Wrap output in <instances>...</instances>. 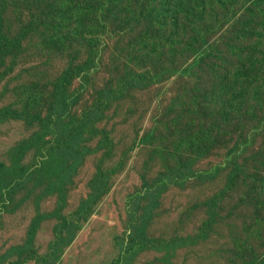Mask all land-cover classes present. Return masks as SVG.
Instances as JSON below:
<instances>
[{"label":"rangeland","instance_id":"rangeland-1","mask_svg":"<svg viewBox=\"0 0 264 264\" xmlns=\"http://www.w3.org/2000/svg\"><path fill=\"white\" fill-rule=\"evenodd\" d=\"M145 3L157 28L34 33L0 57V179L22 173L0 192V264H264V105L253 119L244 92L264 84V0ZM161 29L184 47L152 48Z\"/></svg>","mask_w":264,"mask_h":264},{"label":"trees","instance_id":"trees-1","mask_svg":"<svg viewBox=\"0 0 264 264\" xmlns=\"http://www.w3.org/2000/svg\"><path fill=\"white\" fill-rule=\"evenodd\" d=\"M59 3L58 6L54 4L47 7L46 0H11L9 3H4L0 8V57L6 56V51L12 52V59L15 58V53L19 50H23L27 47L28 37H33L34 33L37 35L38 41L41 40L44 44L46 42L51 43L52 45H57L59 43H66L69 46H72L71 38H74L78 41L90 42L93 39L94 34L93 30L98 29L99 27L108 29L111 25L117 26L118 20L126 23V27L136 25L132 23L135 20V16L138 19L150 18L152 15L153 19L156 20L154 27L157 28L158 25L162 23L161 13L156 11L154 4H146L145 0H55ZM220 0H189V5L192 6L191 12H197V6L203 8V12L207 11L209 6H215ZM171 2V1H169ZM187 3V0H175V7H179V10H182L183 6ZM159 7V6H158ZM29 8L38 12L34 17H37V21H22L23 16L18 15L29 11ZM7 11L15 12L18 16L17 23L14 24L13 21H6L5 15ZM168 15V12L166 13ZM194 20V16L188 15ZM175 18H177V10H175ZM159 21V22H158ZM40 22V23H38ZM155 22V21H154ZM198 23L200 21L197 20ZM69 25V27H68ZM72 26L79 29L85 35H82L80 32L77 36L69 34V28ZM68 27V30H67ZM123 28V30L125 29ZM175 30V34L179 35L181 32ZM199 36L202 40L205 38L204 27L198 26ZM39 30V31H37ZM42 30H46L47 33L43 34ZM167 29L159 30V39L155 38L150 43V39H146L148 44H151L152 48H155L158 51L163 45L160 38L168 40L170 46L177 45L184 47V42L181 40V37L167 38L162 37V32ZM31 37V38H32ZM149 38L150 36L147 35ZM137 43H142L145 40L142 38H137ZM29 44H32V40L28 41ZM153 51V52H156ZM146 53L143 51H137L135 56L139 59H143ZM164 54V53H163ZM198 59H195L196 63ZM2 61H0V64ZM71 71L73 70L70 68ZM68 70L63 72L60 76L62 82L68 81ZM221 82L226 81V78L221 76L219 79ZM225 90L227 92L234 91V87L228 81L225 85ZM244 92H255L254 99V109L252 118L258 119L259 108H262L264 105V84H246V89ZM228 95L226 92L224 93ZM226 105V110H229L231 107L228 103ZM66 105H64L65 107ZM64 118L63 113L54 117V120L61 122ZM18 175H22L20 169L10 171L7 170L6 174L0 179V192L7 189L10 186V183L16 179ZM86 203L84 206H88ZM59 242V241H57Z\"/></svg>","mask_w":264,"mask_h":264}]
</instances>
